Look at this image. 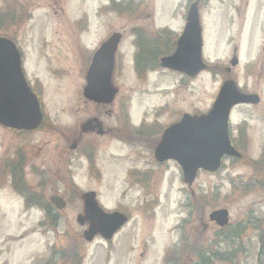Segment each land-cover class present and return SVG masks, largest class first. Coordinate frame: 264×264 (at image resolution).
I'll return each instance as SVG.
<instances>
[{
    "label": "rangeland",
    "instance_id": "374dc122",
    "mask_svg": "<svg viewBox=\"0 0 264 264\" xmlns=\"http://www.w3.org/2000/svg\"><path fill=\"white\" fill-rule=\"evenodd\" d=\"M190 1L0 0L4 11V16L0 13L4 23L0 22V26L7 27L3 34L16 38L24 55L27 78L41 94L46 114V131L31 136L17 137L0 127V165L15 154L17 146L33 147L26 162L20 165L21 174L13 179L28 197L11 188L14 174L9 169L3 171L0 179V264H73L70 258L77 256L82 258V264H165L175 246L181 257L172 259L171 264H196L197 258L194 261L189 254L193 246L208 247L211 242H219L214 239L218 229L209 221V215L217 209L229 211L231 224L225 233L229 244L220 240L212 248L209 246L205 251L216 257L209 264H264V132L256 131L260 130V126H254L256 120L253 126L241 130L246 140L241 147L245 157L233 163L226 161L217 174L199 176L192 189L184 184L176 163L155 168L150 148L141 142L125 145L110 136L97 137L102 145L98 155L86 147L93 138L85 136L82 141L86 142L81 146L87 148L86 155L84 150H71L83 125L92 117H99L109 128H126L130 132H135L145 118L156 127L146 130L145 137L159 140L165 127L184 114L195 116L211 109L228 78L224 67L233 58L240 34H244L243 40L247 39V32L250 37L253 20L248 19L243 28L244 18H239L234 9L235 0H205L201 7L203 54L216 67L215 73L205 72L190 80L170 72L164 74L160 69L143 81L135 71L139 49L134 45L133 31L145 30L142 33L147 38L159 41V48L161 39L154 38L157 29L168 26L180 34ZM225 12L232 15L228 30L221 25L225 24L224 18L220 19ZM115 32L122 33L127 41L119 48L122 60L114 74L119 94L105 112L85 103L86 66L82 57L89 58L90 52ZM251 45L247 43V47ZM249 51L251 58L246 55V64L236 74L241 85L247 84L251 91L253 78L247 72H252L250 66L258 60L260 49ZM245 65L250 67L246 73ZM262 99V105L253 108L254 112L264 110V95ZM122 107L134 126L121 118ZM251 112L245 107L237 110L232 123L236 137V126L244 119L251 122ZM57 147L66 149L65 156ZM31 168L35 174H31ZM133 170L151 173L152 177L146 174L148 179L133 180L129 177ZM5 177L9 179L4 181ZM139 183L146 184V192ZM72 189L70 204L64 211L56 212L58 223L51 218V225L41 226L45 217L42 208L50 196L56 192H66L67 196ZM88 191L97 192L105 209L114 211L121 207L130 214V223L112 245L81 240L85 228L78 223L83 214L80 198ZM31 197L37 200L29 202ZM150 202L154 203L147 206ZM139 239L152 246L149 255L142 257L146 259L143 262Z\"/></svg>",
    "mask_w": 264,
    "mask_h": 264
},
{
    "label": "water",
    "instance_id": "95a60500",
    "mask_svg": "<svg viewBox=\"0 0 264 264\" xmlns=\"http://www.w3.org/2000/svg\"><path fill=\"white\" fill-rule=\"evenodd\" d=\"M201 33L199 11L197 5H193L185 31L178 40L176 53L163 60V67L191 77L205 69ZM119 41L120 35L113 36L94 56L85 89V96L92 101L108 104L116 94L111 76ZM249 100L238 93L233 82L226 83L209 115L197 119L185 116L180 124L171 126L165 132L155 152L156 159L159 162L177 161L189 185L195 181L200 169L217 172L223 156L240 157L229 142L228 115L235 105ZM42 121L38 99L23 74L21 55L11 40L0 37V124L11 129L33 131L39 128ZM84 128L89 131L92 127L87 124ZM84 199L85 217L80 221L91 223L86 232L89 241L98 233L111 238L127 222V217L119 213L107 214L99 208L94 194H87ZM52 201L58 208L65 207L60 199L53 198ZM211 220L223 227L229 222V213L226 210L214 212Z\"/></svg>",
    "mask_w": 264,
    "mask_h": 264
},
{
    "label": "flooded vegetation",
    "instance_id": "af4514ba",
    "mask_svg": "<svg viewBox=\"0 0 264 264\" xmlns=\"http://www.w3.org/2000/svg\"><path fill=\"white\" fill-rule=\"evenodd\" d=\"M192 2H194V3L197 2L199 4V9H200L203 6V4L205 3V0H196V1H192ZM224 3H226V2L224 1ZM234 3H235L234 9L239 13V18H241V19L244 18V23L242 24V25H244L243 26L244 29H245V27L247 25L246 22L248 21V19L249 20L251 19L253 21H252V24H251V27H250V31H249V33H250L249 39H248V32H247V39H245V40H243L244 34L241 33L240 34V39H239L240 43L239 42H237V43L234 42V43H236V45L234 44L235 47L233 48V55H232L233 58L232 59L236 58L238 60V62H239V65L236 68H231L230 64H228L227 67H224V71L227 74L228 79H233L236 82V84H237V86L239 88V91L241 93H243V94H251L253 96H258L260 98V102L258 104L244 105V106H239V107L236 108V109H240L242 107L243 108L245 107V108H251L252 109L251 122H250L249 119H244L241 122V124L236 127L237 128V133L239 134V137H236L237 134L234 133V131L232 129V124L230 126L231 127L230 128V131H231V142L237 149L241 150L242 149L241 147L244 144H246L245 138H243L241 136L242 128L253 126L254 125L253 120H256L257 122L255 123L254 126L255 127L256 126H260V130L256 129V131H263L264 132V130H262V125L264 124V110L260 111V113H259L257 111L254 112V109H253V108H258V107H260L262 105V101H263L262 98H263V95H264V0H255V2H251V0H241V3H239V0H235ZM243 4H244V6H243ZM246 15H248L247 19H246ZM223 18H224V23L225 24L221 23V25L224 28V30H228L230 28V19L232 18V15L230 14V12H225V14L220 17V19H223ZM169 30L161 29V28L157 29V32L155 33V37L154 38L156 40L161 39L160 42H162V43H160L159 48H158V46H156V45L159 44L158 43L159 41H155L152 38L151 39L147 38L145 36V33H144L145 30L141 29L140 33L138 32V30L133 31L132 36L134 37V45H135L136 48L139 49V51H141L143 49V47L152 46V47H154L155 50L158 49L157 52H158V54L161 57H163V58L167 57V55L169 56L168 52H171V51L173 52L175 50V48H176V45H177L176 44L177 43V39H176L177 33L169 31ZM142 31H144V32L142 33ZM112 34H114V33H112ZM129 37H130V35H129ZM125 41H127V40L126 39L124 40V36L122 34L121 44L119 45V47H121V45H123ZM230 43H231V40H230ZM247 43H252V45L250 47H247ZM255 47L257 49H260V55L258 57V60L256 61V63L254 65L250 66L251 68H253L251 73L247 72L250 67H248L246 65H245L246 71H244L245 73L247 72V76L248 77L251 75L252 78H253V83H252V86H251L252 90L250 91V90L247 89V87H248L247 84L241 85V82L239 80V75L236 74V71L239 70L242 67V65L245 63L246 55L250 56L252 54V52L249 51V50L251 48H255ZM90 55H91V53H90ZM93 55H91L89 58H88V56L82 57L83 66L84 67L86 66V70H87V68L89 67V65H90V63L92 61ZM119 56L120 55L118 53L116 55V64L117 63L119 64L121 62V60H122V57L120 56L121 58L119 59ZM251 56H250V58H251ZM160 58H159L158 61H160ZM232 59L230 60L229 63H231ZM153 62H154V60H150V59L143 60V62L140 63L141 66L139 68V74H137V78L139 77L140 80L145 81V80H147V77H149L150 74L158 73L159 70L157 68H155L156 64H154ZM143 72H147L148 74H143ZM166 72L167 71H164V74ZM86 74H87V71H86ZM224 79H225V77H224ZM224 82L225 81H223V83ZM32 88H33L34 92L38 95L39 99L42 102L41 94L39 92H36L35 88L33 86H32ZM261 94H262V96H261ZM85 103L87 105H93V106L100 107V108L104 109L105 112H108V110L106 108L108 106L113 105L114 101L111 104H109V105H103V104H97V103L89 102V101H87L85 99ZM236 109H234V111ZM125 111L126 110L122 107L121 108V118H123V121L127 125H130V124H132L131 116H130V114L128 112L125 113ZM109 113H111V111H109ZM113 114H114V117H115V113H113ZM184 115H186V114H184ZM87 120H88V122H86V123H92L91 124L92 128L87 133H82L81 132V134L78 137V139H76L73 142V144L71 145V150L83 152L84 149L87 150V148H91L92 154L93 153L98 154V152L100 151L99 148L102 145L100 143V140L97 139V137L105 138L107 136H110V137L114 138L115 140H117V141H119V142H121L122 144H125V145H133V144L135 145L138 142H141L144 145L147 144V146L150 148V152H152V155H153L152 158H153L154 162H152L153 161L152 160L151 163L157 169H161L165 165L172 163V162H165V163H162V164L161 163H157L155 161V159H154V152H155V149L157 148V146L159 145V142H160L165 130L167 128H169L170 126L176 124L180 119L178 121L170 123L167 127H165L163 133L159 137V140H155L153 136L152 137H147V136L145 137V135H146L145 131L146 130L150 131L151 128H156V127H154L155 123H153V124L149 123L150 124L149 125L145 118L142 120V122H141L139 127H135L136 128L135 132H130L126 128H122V129L109 128V127L104 125V122L99 117H92V118H89ZM120 124H121V122L118 119V125H120ZM114 130H117V131H114ZM9 132H11L13 135H16L17 137H19V136H30L29 133H27V132H16V131H9ZM119 132H122L124 134L120 135V134H118ZM31 134H33V133H31ZM85 136H91L93 139L91 141H88V142L82 141ZM134 141H136L137 143H135ZM85 142L88 144V146H86L87 148L81 146V144H84ZM240 144H241V146H240ZM18 147L19 146H17V149L15 150V154L13 155L12 159H14V160L20 159L16 163H22L23 164L27 160V153L30 152L29 150L33 149V147L32 146H27V145L21 146L19 148ZM61 147L60 148L57 147V149H59V153L62 154V156L63 155L65 156L66 149L65 148L61 149ZM86 150H84V153H83L84 155H86V153H85ZM6 164H7V161H5V165H4L5 167H6ZM33 169L34 168H31V170H32L31 174H35L36 173V171H34ZM13 174H14V177L11 175L12 179H14L16 175H20L21 172L20 173H13ZM146 174H150L148 176L152 177L151 173H146L145 171L140 173L139 170H133V171L129 172V177L132 176L133 180L140 179V178L143 179V178H147ZM100 175L102 176L101 173H100ZM139 185H141L142 189L145 190V192H146V189H145L146 188V184L143 185V184L139 183ZM68 192H69V195H67V196L65 195L66 192H64V194H62V195L60 194V192H56L54 195H59L60 197H62L67 202V206H68V204H70V201H71L70 200V196L74 194V190L72 189V190H70ZM88 192H92V191H88ZM88 192H84L83 194H81L80 200H82V202H83V199H82L83 195L85 193H88ZM93 192H95V191H93ZM95 193L97 195V192H95ZM97 198H98V195H97ZM46 205L49 208H51V209H55V207L50 202H47ZM83 209H84V205H83ZM114 211L124 212V213H126L128 215V217L130 219L129 213L124 211V209L118 208V209H115ZM56 222H58V220H56ZM229 227L230 226H228V227H226L224 229H220V230L224 234V233H226L225 230H228ZM139 242L141 243V247L138 248V250L140 251V258L142 259V257L144 255L145 256L149 255L148 252L151 251V247L152 246L149 243V241H144V239H142V241H141V239L137 240V245L139 244ZM108 243H109V245H112L114 243V241H110ZM141 250H142V252H141ZM52 255H53V252L50 253V258L52 257ZM54 255H55V253H54ZM50 258H49V262H50ZM145 260L146 259H142V262L145 261ZM50 264H51V262H50Z\"/></svg>",
    "mask_w": 264,
    "mask_h": 264
},
{
    "label": "trees",
    "instance_id": "16d2710c",
    "mask_svg": "<svg viewBox=\"0 0 264 264\" xmlns=\"http://www.w3.org/2000/svg\"><path fill=\"white\" fill-rule=\"evenodd\" d=\"M0 13H1V16H4V11L3 9H0ZM0 16V17H1ZM0 22H1V25H3V21L0 19ZM7 27H4V26H0V34L3 33V31H6ZM158 50V49H157ZM157 50L154 49V47L152 46H149V47H143V49L141 50V53H140V56H139V59H138V62L139 63H142L143 60H154V64L155 67L159 66V58L161 57ZM139 65V68L141 66V64H138ZM138 69V68H137ZM20 165H22V163H18L17 165H15L11 171L12 173H20L21 170H20ZM51 213V211H49ZM226 243H229L228 241H226ZM205 250H208V248H206L205 246L201 247V246H197V247H194L192 249L189 250V254L193 256L194 260L196 259V264H207L211 261V259H215V255H211V252H206ZM210 253V254H209ZM262 253L264 254V247H263V251Z\"/></svg>",
    "mask_w": 264,
    "mask_h": 264
}]
</instances>
